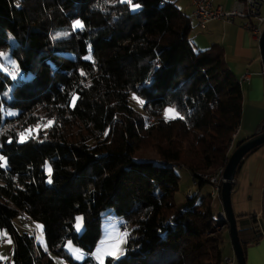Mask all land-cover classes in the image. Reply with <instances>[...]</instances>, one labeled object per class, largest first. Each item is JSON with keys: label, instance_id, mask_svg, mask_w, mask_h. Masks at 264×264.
<instances>
[{"label": "trees", "instance_id": "trees-1", "mask_svg": "<svg viewBox=\"0 0 264 264\" xmlns=\"http://www.w3.org/2000/svg\"><path fill=\"white\" fill-rule=\"evenodd\" d=\"M132 3L140 7L126 0H0V52L22 74L0 69V231L12 243L11 260L0 264H53L48 251L69 264H94L102 211L131 226L124 253L104 264H221L224 234L215 225L226 222L214 217L209 193L174 202V165L188 170L197 190L211 185L203 175L223 168L245 139L233 138L242 90L223 46L195 48L190 16L173 1ZM76 20L81 28H73ZM122 43L129 46L118 53ZM131 93L141 98L140 110ZM166 105L179 115L163 117ZM135 136L155 160L133 157ZM19 214L41 222L48 251L15 228ZM65 239L87 257L74 260Z\"/></svg>", "mask_w": 264, "mask_h": 264}, {"label": "crops", "instance_id": "crops-1", "mask_svg": "<svg viewBox=\"0 0 264 264\" xmlns=\"http://www.w3.org/2000/svg\"><path fill=\"white\" fill-rule=\"evenodd\" d=\"M171 1L181 12L190 16L199 31L204 32L202 44H195L197 48L207 47L214 42L223 46L224 59L238 79L243 98L240 123L236 137L233 138L235 141L251 136L264 118V78L261 60L260 64L257 63L259 58L255 46L257 38L251 35L249 28L245 26L246 20L242 17L232 18L231 21L212 19L201 28L192 14V5L189 0ZM212 1L228 9L235 5L236 0ZM245 73L248 78L241 79ZM263 186L264 143L258 145L243 158L235 172L230 192V204L235 215L238 237L245 244V264H264ZM216 208L218 213L222 212L221 204L216 205ZM113 220L120 221L119 218H113ZM103 222L108 221L103 219ZM225 232H227V227L223 234ZM225 249L224 247L222 250L221 264H227L226 260L234 257L232 247L228 252Z\"/></svg>", "mask_w": 264, "mask_h": 264}, {"label": "rangeland", "instance_id": "rangeland-1", "mask_svg": "<svg viewBox=\"0 0 264 264\" xmlns=\"http://www.w3.org/2000/svg\"><path fill=\"white\" fill-rule=\"evenodd\" d=\"M260 14H261V16H264V1L262 3V6H261ZM263 27H264V25H263ZM189 37H190V40H191V42L195 48H197V46H195V44L197 45V43H198L201 45L202 40H204V32H201L197 29L194 21L193 22L191 21V30L189 32ZM255 44H256L255 46L257 47V50H258V54H259L258 39L255 41ZM128 46H129V44H127V43H122V44L118 45L117 52L118 53L124 52L125 50H127ZM257 63L260 64V55H259V58L257 59ZM0 69L3 72L9 74L10 76H13L12 75L13 71H16V75L22 76V74L19 73V70L15 67L14 60L11 58V56H9L7 54V52H0ZM236 70H237V68H236ZM129 98H130V104L135 109L140 110L141 98L138 97L135 93H131ZM242 100H243V98H242ZM167 108H173V107L170 105H166L162 109V116L163 117H165V109H167ZM176 113H177V111H176ZM170 117H175V116L170 114L167 118H170ZM28 132H29V130H28ZM80 135L82 136V139L85 141L89 137V136L84 135V133L82 131H81ZM87 142H90V140H88ZM132 142L135 146V150H134V154H133L134 158H136V159H149V160H155L157 158L155 151L153 150V148L150 145L140 143V137L139 136H135L132 139ZM46 163L48 165H50V164L48 161H45L44 165H43L46 177H47V179H49V174L45 168ZM174 172L179 177L177 188L173 193V200L175 203H177V204L182 203L186 198V194L188 193V190H191L192 193H199V194L209 193V196H210V192L212 190V184L211 185L205 184L197 190L195 184L193 183V181L190 177L188 170L185 167L180 166V165H174ZM209 199L211 201L213 215L217 219L218 211H217L216 205L220 204L219 198L210 196ZM102 214H103L102 215V221L100 223V228H101L100 229V232H101L100 238H99L97 244L95 245V247L92 251V254H90V257L93 259L94 264H101V261H103V264H104V258L107 256H111L113 258H117L118 256H121L124 253L125 243H126V235H124V234L125 233L128 234L131 230V226L127 225V227L124 229V232L120 233V223L121 222L120 221L116 222L115 220H113L112 216L109 213L102 211ZM77 217L81 218L79 229H77V227H76ZM103 219H106L108 222H103ZM13 224L19 232H26L28 234L33 235L35 242L41 247V249L48 251L46 241H45V237H44V234L42 232V224L40 221L35 220V219H30L24 215L19 214L13 218ZM36 225H40L41 227L39 229H37ZM82 227H83L82 215L77 214L74 218L73 228L76 232L79 233V232H81ZM215 230L223 232L225 230V226L220 225V224L215 225ZM38 235L41 237V239H39V240L37 239ZM9 240H11V239L8 236V234L4 230L3 231L1 230L0 231V260L1 261H10L11 260L12 243H8ZM117 241H121V242L119 243V250L117 251L116 255L115 256L108 255L107 251H110L111 246L113 244H116ZM62 247L68 252V254L74 260H76L78 262L84 260L87 257V254L78 245L74 244L69 239L64 240V242L62 243ZM224 247L227 249V252H228V250L231 249L227 232H225L223 240H222V250ZM225 250H224V252H225ZM48 254L53 259V264H69L68 261L60 255L52 253L51 251H48ZM223 257H225V256H223ZM233 262H234V264H236L235 260H233Z\"/></svg>", "mask_w": 264, "mask_h": 264}, {"label": "built area", "instance_id": "built-area-1", "mask_svg": "<svg viewBox=\"0 0 264 264\" xmlns=\"http://www.w3.org/2000/svg\"><path fill=\"white\" fill-rule=\"evenodd\" d=\"M264 0H236L235 5L224 9L220 5L214 4L212 0H189L192 5V14L197 19L198 25L203 28L205 24L212 19H221L224 21H231L232 18L242 17L246 20L245 26L249 28L251 35L254 38L260 36L264 25V16H261L260 10ZM247 73L243 74L241 79H247ZM264 129V118L256 128V132ZM237 129L233 133L235 136ZM231 145V144H230ZM223 168H218L215 173L210 175H203L212 184V190L210 192L211 197L219 198V188L223 180L221 173ZM191 190H188V194ZM220 201V198H219ZM262 207L264 209V186H263V200ZM222 212L218 213L217 218L223 219ZM127 222L120 223V233L124 232L127 227ZM234 257L227 259L226 263L231 264Z\"/></svg>", "mask_w": 264, "mask_h": 264}, {"label": "water", "instance_id": "water-1", "mask_svg": "<svg viewBox=\"0 0 264 264\" xmlns=\"http://www.w3.org/2000/svg\"><path fill=\"white\" fill-rule=\"evenodd\" d=\"M258 49L263 68L264 78V27L261 31L260 36L258 37ZM263 143L264 129L259 132H255L251 136L243 139L239 144L233 147V149L229 153L227 161L221 173L223 180L219 188L220 204L222 207V213L224 215L223 220L226 222L227 225L229 241L237 264H245V258L241 247V241L238 237L236 229L235 215L232 211L230 204V192L232 189V182L239 161L249 150Z\"/></svg>", "mask_w": 264, "mask_h": 264}, {"label": "snow or ice", "instance_id": "snow-or-ice-1", "mask_svg": "<svg viewBox=\"0 0 264 264\" xmlns=\"http://www.w3.org/2000/svg\"><path fill=\"white\" fill-rule=\"evenodd\" d=\"M126 2L129 3L133 9H137V8L140 7L139 4H133L132 3V0H126ZM81 27H82L81 21L76 20L74 22L73 28H81ZM12 75H13V77H15L16 71H13ZM76 99H77L76 95L73 94V98H72L73 105L75 104ZM170 114H172L173 116H178L179 115L178 113H176V111H175L174 108H167V109H165V117L167 118ZM49 123H51V122H49ZM105 134L107 135V133H105ZM19 135H20V138H21V142H23L24 139H25L24 133H20ZM9 142H11V139L9 140ZM5 164H6L5 158L3 156H0V167H4ZM45 168H46V171L49 174V181L48 182L51 183V174H52L51 166L46 163L45 164ZM80 220H81V218L80 217H77V225H76L77 229L80 228ZM36 227H37V229H39L41 226L40 225H36ZM124 235H127V234L125 233ZM37 239L39 240V239H41V237L38 235L37 236ZM120 242L121 241H117L116 244H113L111 246V250L110 251H107V254L108 255L115 256L116 253H117V251L119 250V243ZM8 243H11V240H9ZM101 264H103V261H101Z\"/></svg>", "mask_w": 264, "mask_h": 264}]
</instances>
